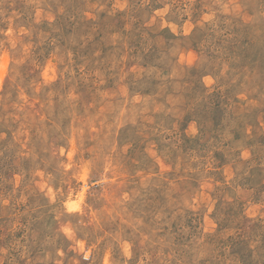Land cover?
Instances as JSON below:
<instances>
[{
  "label": "rangeland",
  "instance_id": "1",
  "mask_svg": "<svg viewBox=\"0 0 264 264\" xmlns=\"http://www.w3.org/2000/svg\"><path fill=\"white\" fill-rule=\"evenodd\" d=\"M0 264H264V0H0Z\"/></svg>",
  "mask_w": 264,
  "mask_h": 264
}]
</instances>
